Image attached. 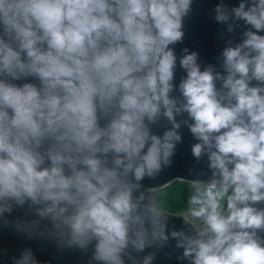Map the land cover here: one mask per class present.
I'll return each instance as SVG.
<instances>
[{"label": "clouds", "instance_id": "1", "mask_svg": "<svg viewBox=\"0 0 264 264\" xmlns=\"http://www.w3.org/2000/svg\"><path fill=\"white\" fill-rule=\"evenodd\" d=\"M193 12L0 0V232L20 243L0 264H264V0L210 9L215 62L177 52ZM183 128L173 213L145 181L174 167Z\"/></svg>", "mask_w": 264, "mask_h": 264}, {"label": "water", "instance_id": "2", "mask_svg": "<svg viewBox=\"0 0 264 264\" xmlns=\"http://www.w3.org/2000/svg\"><path fill=\"white\" fill-rule=\"evenodd\" d=\"M219 0H194V12L187 25L188 35L183 45L177 46V52L183 46H188L192 50H199L202 59L207 62H215L214 57L219 54L223 44L217 39V30L220 27L215 24L209 14L210 9L218 3ZM227 3L236 4L238 0H226ZM182 70L177 71V82ZM183 143L178 145V154L175 158V165L172 169L164 172L155 181H145L146 184H151L156 190L162 189L170 183L189 179L187 169L194 164V159L191 155L190 145L195 143L186 128L182 129ZM177 227L180 226V221L176 220ZM20 246L19 239L11 233L0 232V247H8L16 249ZM38 259L47 260L50 258V252L40 251L35 248ZM81 258L79 256H71L66 259L65 264H78ZM159 264H177L175 260H161Z\"/></svg>", "mask_w": 264, "mask_h": 264}, {"label": "rangeland", "instance_id": "3", "mask_svg": "<svg viewBox=\"0 0 264 264\" xmlns=\"http://www.w3.org/2000/svg\"><path fill=\"white\" fill-rule=\"evenodd\" d=\"M157 199L169 211L175 213L186 208V200L189 195V187L187 181L177 180L166 187L156 190Z\"/></svg>", "mask_w": 264, "mask_h": 264}]
</instances>
